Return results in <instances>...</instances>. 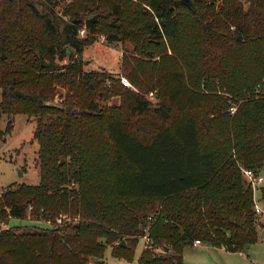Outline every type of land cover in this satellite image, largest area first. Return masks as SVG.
Masks as SVG:
<instances>
[{"label": "trees", "instance_id": "obj_1", "mask_svg": "<svg viewBox=\"0 0 264 264\" xmlns=\"http://www.w3.org/2000/svg\"><path fill=\"white\" fill-rule=\"evenodd\" d=\"M191 3L68 0L65 20L59 0H0V117L34 119L40 169L0 194V264H105L108 246L131 262L148 226L138 264L258 242L243 169H264V0ZM99 35L133 44L121 69L139 92L85 69Z\"/></svg>", "mask_w": 264, "mask_h": 264}, {"label": "rangeland", "instance_id": "obj_2", "mask_svg": "<svg viewBox=\"0 0 264 264\" xmlns=\"http://www.w3.org/2000/svg\"><path fill=\"white\" fill-rule=\"evenodd\" d=\"M67 3L68 0H59V7L56 8L60 16H63L62 9ZM190 4L192 3L190 2ZM63 17L65 20H69L68 17ZM79 34L81 38L84 37L81 33ZM133 47V44L129 41H126L124 43L120 42L117 45L108 43L104 35H99L95 37L92 36V42L84 48V52L82 55V59L86 63L85 69L87 71L105 70L111 73L113 76H119L120 82L121 78H125L131 85L129 89L133 92H139L136 86H134L132 82L128 79V77L123 75L121 69L122 57L124 55L130 56V54H134ZM66 63L67 60L64 62L56 60L55 66L61 67L63 64ZM155 100L156 99H153L154 102H156ZM118 102L119 101L117 98H113L112 100L107 102L108 104L106 105H111ZM51 103H61V96L59 95V93L55 96L54 100ZM10 119L14 124V128L10 133H5L7 124L9 123ZM34 127V119L28 117L27 115H15L10 118L7 115H2L0 117V194L6 189V187L13 183H39L40 169L35 160L37 144L35 141H33ZM61 162H63V160ZM246 170L247 169H243L245 177ZM259 175L264 178V169L259 172ZM246 180V182H248V184L250 185L253 193L254 207L256 204L255 202H257V204L260 205L262 210L264 211V204L261 200V189L262 187H264V182L261 184L254 185L248 178ZM73 188H77V186ZM68 219L69 218L63 215L58 220V222ZM5 224L6 223H4L2 227L8 228L12 226H19L22 227V229L24 230H28L33 227H51L49 221L33 220L31 218H11L8 223L6 225ZM256 224L259 234V240L258 242L250 246L246 250V252H244L245 256H240L239 252H226L225 249H211V251L208 252L206 249H201L206 248V246L208 245L203 246L201 248L195 247V245H205L203 242L199 241V243H197L198 240H195L192 246H189L184 250V264H264V213L256 215ZM146 229L148 230L149 226ZM148 244L146 245L144 237L140 239L139 244L137 245L135 250L133 261L131 262L114 258L112 255V249L108 246L105 250L103 260L105 264H138L139 257L143 249H145Z\"/></svg>", "mask_w": 264, "mask_h": 264}, {"label": "built area", "instance_id": "obj_3", "mask_svg": "<svg viewBox=\"0 0 264 264\" xmlns=\"http://www.w3.org/2000/svg\"><path fill=\"white\" fill-rule=\"evenodd\" d=\"M80 33L83 35L84 34V30H82ZM121 83L125 87H128V88L131 87L130 83L125 78H121ZM258 88L262 89V91L264 93V86L258 85ZM149 96H150L151 99H153L154 95H153V93H150ZM235 111H236V107H232L231 108V112L234 113ZM245 175L254 185L261 184V183L264 182V178L261 175L256 174L255 172H253L251 170H246L245 171ZM255 203H256L255 207H254L255 213L257 215H260V214L264 213V211L262 210L261 206L258 205L257 202H255ZM149 220L152 221V218H149ZM145 231H146V235H144L143 237H144V241H145V243L147 245L150 242V238H149V236L147 234V230H145ZM197 243H199V241H197Z\"/></svg>", "mask_w": 264, "mask_h": 264}, {"label": "crops", "instance_id": "obj_4", "mask_svg": "<svg viewBox=\"0 0 264 264\" xmlns=\"http://www.w3.org/2000/svg\"><path fill=\"white\" fill-rule=\"evenodd\" d=\"M203 246H206V245H195V247H198V248H201V247H203ZM201 249H206L208 252H210L211 251V249H218V250H224V249H222V248H212V247H210V246H206V248H201ZM226 251V250H225ZM227 252V251H226ZM229 253V252H228ZM239 254H240V256H245V253L244 252H239Z\"/></svg>", "mask_w": 264, "mask_h": 264}, {"label": "water", "instance_id": "obj_5", "mask_svg": "<svg viewBox=\"0 0 264 264\" xmlns=\"http://www.w3.org/2000/svg\"><path fill=\"white\" fill-rule=\"evenodd\" d=\"M184 1V3H186V4H190V2H191V0H183ZM62 163V162H61ZM166 251H168V249H166Z\"/></svg>", "mask_w": 264, "mask_h": 264}]
</instances>
